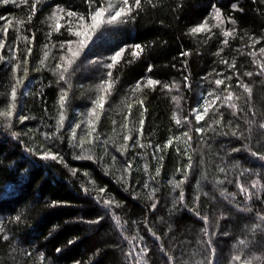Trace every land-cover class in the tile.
<instances>
[{"label":"trees","instance_id":"obj_1","mask_svg":"<svg viewBox=\"0 0 264 264\" xmlns=\"http://www.w3.org/2000/svg\"><path fill=\"white\" fill-rule=\"evenodd\" d=\"M103 3L0 4L15 57L0 54V264H264V0H129L130 15L97 46L125 49L111 77L80 60L72 92L55 68L65 32L49 30L47 15L90 21ZM67 110L88 113L86 139Z\"/></svg>","mask_w":264,"mask_h":264},{"label":"rangeland","instance_id":"obj_2","mask_svg":"<svg viewBox=\"0 0 264 264\" xmlns=\"http://www.w3.org/2000/svg\"><path fill=\"white\" fill-rule=\"evenodd\" d=\"M20 2H27V0H0V4H8V5H12V4L16 5V4H19ZM122 6L123 5L121 3V0H117V1L108 0L107 5H106V3L102 4V7L107 10L106 14L103 18L106 22L104 24H102L100 26V28H98L95 32L91 33V39L88 41L87 45L83 48V50H79L78 43H73L71 45V47L74 51H77V50L80 51L79 56L75 57V58L71 57V55L68 51L69 45L67 42H69V41L78 42L79 39L83 38V37H77V36L72 34L75 31L83 32L85 30L83 27H81V21L79 19L80 16L69 17L67 15V13H62L60 11H57L54 7L51 8L50 13L47 15L48 24H49L48 29L55 31V33L59 32L60 30L65 32L60 37L62 39H61V42L59 43V45L57 46V49H56L57 50V52H56L57 58L60 60L61 63H59V61H57L55 64V68L58 69L59 68L58 65H61L58 80L62 83L64 82L67 87H70V89L72 88V92H73V88H74V82L71 79L70 75H71V72L73 71V69L75 68V66L78 63L81 64L82 60L85 59L94 65L96 64V66L100 69V73L108 74V72L110 71L106 67V65L111 63L110 57H112L115 53L107 51L104 55H102V53H99L97 46H99V43L102 44V41H104L106 34H108V32L112 28L116 27L122 21V18H121V20H119V21L107 23L109 16L114 14L115 11L118 10L119 7H122ZM212 20H217L221 23L220 19L219 20L216 19L215 15L213 16ZM57 23H59L61 25L59 31H57L56 27H55ZM85 23L91 24V20L90 21L85 20ZM13 25H14V23L10 20L3 22L1 25L3 29L0 32V42H3V44H4V47L2 49H0V54L3 57V59L9 56L10 59L8 62H10V63H12L15 60V57L11 56L12 53L9 51V46H8V43L6 40L7 31L5 32V29H7V30L10 29L12 32ZM202 25L204 26V31L197 32V33H195L196 35L203 34L204 32H206L208 30L209 22L207 20ZM202 25H200L199 27H201ZM221 25L224 26L225 24L221 23ZM69 29H71L72 31L70 32ZM61 45H63V47H61ZM62 58H68V59L74 60L73 64L70 67H68L67 72H63V67L67 66V65L65 64V60ZM16 67H15V69H12L13 72H18V67L24 69L27 67V65L24 63L23 64L19 63L18 67L17 68ZM61 73H63V76H64L63 80L60 79ZM70 95H71V93H69L68 97ZM66 104H67V102H65V105ZM67 109L70 110L69 107ZM7 110H9V112H10L12 109H10V107H9V109H7ZM69 110H67L68 118L66 120V125L69 126L68 127L69 129L72 128L74 130H77L78 135L81 136L82 138L86 139L90 133V130L94 126V124L90 125V122H88V119H89L88 113H84L83 115H75V117H71ZM11 120L14 121V120H18V119H16L15 115L13 114V117ZM238 167L241 169V171H243V175H244L243 177H246V174L248 173L247 168L243 167L242 164H240V163L238 164ZM239 184H240V181H239ZM257 188L259 189L258 185L255 187L254 190H257ZM245 198L247 199V200H245V202L250 203L251 193L248 190V188H247V192L245 193ZM234 260H235L234 264H242V262H243L241 258L239 260H237L235 257ZM254 260H256V259H254Z\"/></svg>","mask_w":264,"mask_h":264},{"label":"snow or ice","instance_id":"obj_3","mask_svg":"<svg viewBox=\"0 0 264 264\" xmlns=\"http://www.w3.org/2000/svg\"><path fill=\"white\" fill-rule=\"evenodd\" d=\"M135 2V7H139L140 6V3H141V0H134ZM35 10V5H33V11ZM133 10L132 6L129 5V0H123V6L122 7H119L118 10L115 11L114 14L110 15L108 20H107V23H112V22H116V21H119L121 20L122 17H127L128 15H130L131 11ZM63 11V10H61ZM106 9L103 8L102 6L97 8L94 12H91L89 14V18L91 20V24H87L85 23V18L83 16H80L79 19L81 21V27H83L85 30L83 32H80V31H75L74 33H72L73 35L77 36V37H83L81 39H79L78 42H74V41H69L67 42L69 47H68V51L71 55L72 58H75V57H78L79 54H80V51L79 50H83V48L87 45L88 41L91 39V33L92 32H95L98 28H100V26L102 24H104L106 21L103 19L105 14H106ZM67 15L69 17H72V16H75L76 14L73 13V12H68ZM215 17L216 19H220L221 18V13L220 11L217 9L216 12H215ZM56 30L59 31L61 25L59 23L56 24ZM7 31V29H5V32ZM69 31L71 32L72 30L69 29ZM192 31L194 33H197V32H201V31H204V26L202 25L201 27H197V28H193ZM228 35H231L230 32H225V36H228ZM25 39H27L25 37ZM227 41H225L226 43ZM73 43H78V47H79V50L77 51H74L71 47V45ZM4 47V44L3 42H0V49H2ZM61 47H63V45H61ZM125 49L121 48L119 51H117L112 57H110V60H111V63L107 64L106 67L110 70L112 69L120 60V58L122 57L123 53H124ZM143 51L142 49V46L141 45H135L134 46V50L132 51V55L134 57H138L141 52ZM261 52H264V49H261L260 50ZM31 52V49H29V53ZM188 53H184V55H187ZM45 56H47V53H45ZM65 60V64L67 66H64L63 67V72H67L68 71V67H70L74 60L73 59H68V58H62ZM58 67H61V65H58ZM112 73L111 71L108 72V76L111 77ZM249 75H251V73H249ZM60 79L63 80L64 79V76H63V73H61V76H60ZM229 79H231V77H229ZM223 80H220V79H217L215 81V84L217 86L223 84ZM160 82L159 81H155V80H152V79H148L147 80V86H152V85H156V84H159ZM103 91H108L109 89H111L112 87V83H111V80L109 79V81L106 82V86L105 85H102L101 86ZM140 85L138 84L137 85V88H139ZM16 95V92H15V89L12 90V96L13 98L15 97ZM66 95V94H65ZM209 96L212 95V93H209L208 94ZM232 94L229 93L227 97H225V100L226 101H231L232 100ZM173 99H176L175 97H173ZM220 100V97L219 96H216L215 99L211 100L210 102L205 98L204 99V111L203 113H199L197 111L196 115H195V119L197 122H200L201 120L204 119V117L208 114V111H209V108L214 106L216 104V102ZM64 101H65V96H61L60 97V105L61 107H63L64 105ZM97 105L99 108H103L104 106V97L101 96L99 98V100L97 101ZM230 107L232 108H235V105L234 104H231L229 105ZM4 115H8L10 116L11 115V112H7V113H4ZM90 115L92 116H96V112H95V109L92 110V112L90 113ZM99 117L97 116V119ZM175 119V117H174ZM61 120H63V116H61ZM141 123V126L143 125V121L140 122ZM176 123L179 124L180 121L179 120H176ZM141 131H142V127H141ZM197 132H202L203 129H196ZM73 135H75V133H73ZM89 135H91V133H89ZM185 135L187 136V133H185ZM130 139V137H125V140H128ZM189 139H191V137H189ZM172 144V141L169 140L166 144V146H171ZM158 150V149H157ZM46 158L47 157H51L52 159H55L56 157L50 153H46L45 154ZM264 158V157H262ZM178 186V185H177ZM257 186V182H253L252 184V187L255 188ZM240 189H241V192L242 193H246L247 192V189L241 185L240 186ZM181 199H183V193H181ZM105 203H108L107 201H105ZM153 207H155V205H153ZM17 219H19V217H17ZM241 243H243V241H241ZM144 251H146V249H142L141 252L143 253ZM237 260L240 259L239 256L236 257Z\"/></svg>","mask_w":264,"mask_h":264}]
</instances>
